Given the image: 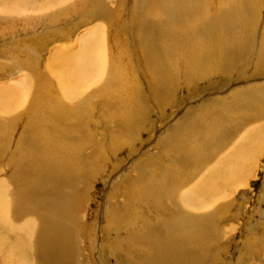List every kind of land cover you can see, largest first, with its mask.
<instances>
[{
    "label": "bare ground",
    "instance_id": "6f19581e",
    "mask_svg": "<svg viewBox=\"0 0 264 264\" xmlns=\"http://www.w3.org/2000/svg\"><path fill=\"white\" fill-rule=\"evenodd\" d=\"M53 1L56 0L47 2ZM72 1L73 4H69L71 0L62 4L63 6L70 5L65 8L66 10H63L64 13L73 6L76 8L74 4L79 0ZM119 1L109 0L112 4ZM154 1L139 0L142 8H139L140 14L137 12L139 15L135 16L140 19L138 23L141 24L140 27L143 30L140 32H143L147 37L142 45L144 63L152 62L150 64L154 67L146 73L149 78L156 80L154 82L156 86L160 83L161 90L158 89V91L162 92L160 93L161 97L165 96L166 98H172L171 89L174 91L176 89L174 87L177 86L174 80L179 77L176 79L174 77H177L176 72L178 71L175 64L178 52L181 49L184 50L190 58L188 65L191 64L190 61H193L185 75L189 76L188 80L195 75L208 77L224 66H229L228 63L232 65L239 53V45L242 43L240 40L244 36L242 32H245L246 35V31L250 30L248 20L252 14L254 16L253 12L256 7V3L253 4L255 0H238L239 8L236 5L234 10L232 6L235 1L225 0L226 3L228 2L226 7L224 4L215 9L217 20H214L208 8L215 2L219 6L224 0H160L156 8H153ZM40 4L39 0H0V17L19 18L20 21L25 22L24 26L28 27L30 15L26 14H30L31 10ZM249 5H254V7ZM25 11H29V13ZM115 12L109 10L105 14L103 13L106 23H101L89 31L88 35L80 40L79 45L81 46L77 51L71 52L65 49L63 44L56 49L50 64L51 71L58 74V82L62 87V92L56 99L52 98L53 90L48 76H39L32 80L28 78V82L23 83L22 86L13 85L0 89V110H8L17 104V107H13L17 109L26 107L25 110L28 108L29 111L31 109L33 111L32 107L35 105L37 107L35 111L40 113L37 117L29 116L30 119L33 118L29 126L32 128L30 129L32 137L29 146L26 147L25 157L21 158L23 164L17 165L21 177L20 182L29 181L32 191L26 193L24 190L18 191L12 181L0 179V264H65V261L69 263L73 259L76 264L83 263L80 249L75 247V242L78 239L74 227V224L77 225V215L72 208V205L76 203L72 195L73 188L65 191L58 190L56 195L46 192L51 184L53 187H57L58 184L59 188L61 183H79L75 177L78 169V163L75 165V150L79 145L74 137L79 134L77 132L83 130L84 121H77L78 117L72 116H76L78 112H85L82 109L83 107L86 109L87 105L85 104L90 101L87 96L90 97L89 93L92 91L89 92L88 87L92 89L96 83L99 84L97 88L104 91L105 99L117 110L110 117L113 115L121 127L124 125L130 128L139 127L147 116L145 105L142 104L143 98L139 84L134 81L137 78L135 76L128 77L130 74V72L127 74L128 65L123 63L121 57L115 60L111 52L112 49L108 45L106 25L114 20L113 13ZM227 19H229V25L235 26L234 29H238L236 31L241 33H237V38L228 36ZM6 23L7 21L4 24ZM6 27L0 26L2 28L0 34L4 35L8 29H11ZM14 29L15 27L12 30ZM226 30L228 31L226 32ZM229 39L232 41L228 43ZM197 42H200V45L195 51L192 48ZM27 48L30 49V46L22 47L26 51L25 55L26 53L28 55L29 52ZM187 52L191 54L188 55ZM192 52L193 54L199 53L194 56ZM29 53L31 54V52ZM30 54L27 57L28 61L26 59L19 61V65L25 70L29 69L27 68L28 64L29 67L34 64L31 61V57L33 58L34 55ZM171 62L174 64L172 67L170 66ZM22 88L25 89L22 90ZM84 97L87 99L82 103L78 102L82 101ZM67 102L69 104L76 102L71 105L76 108L70 109ZM217 102L211 106L212 108H208L207 114H201L198 110L192 117H185L182 122L176 123L167 131L166 139L163 141L164 152L160 154L168 160V163L162 164L163 170H159L158 177L154 175L152 180L150 175L147 176L145 173L142 182L138 184V193L141 191L142 194L150 191L156 192L152 189L154 183L158 186L167 182H171L170 185H176L173 187L176 190H173L172 195L169 194V196L171 195L169 202V198L164 197L165 193L162 195L163 197L159 194L157 198L152 199L153 208L156 210L154 213L159 214L156 227L152 229L147 221L141 222L142 224L139 225L141 233L145 234L142 239H145L146 244L141 242L139 236H135L137 234H133L131 240H128L130 251H127V256L129 255L134 260V255L138 253V250L140 254L144 253L140 258V264H205L198 253L208 250L206 247L203 248V242L216 230L214 227L216 217L212 215L220 200L215 204L212 202L217 201L219 196H229L231 192L228 190L230 189L233 190V193L239 191V186L245 185L247 169L249 170L250 164L257 158V154L264 151V111L263 114L259 113L262 111L261 106L264 105V89H257L248 97L244 95L238 100L235 107ZM111 110L106 111L111 112ZM239 112L255 117L256 126L249 127L250 129L242 140L244 143L239 146L235 144L230 150L224 151V157L219 159L216 157L217 149L224 145V135L232 125L231 118ZM122 120L124 125L121 124ZM3 134L0 130V139L4 136ZM71 149L73 150L71 151ZM180 162L182 168L176 169L175 165ZM204 165L208 167L205 174H200L201 177H195L196 179L188 177L192 175L190 174L191 168L201 169ZM163 175L164 178H167L164 179ZM217 191L223 192L214 196L213 193ZM171 205L173 209L170 208ZM219 210L221 212V209ZM132 211L134 214L136 210L132 209ZM221 213H224L223 210ZM207 214L210 216L203 218ZM202 215L203 217H200ZM147 228L154 231L147 232ZM138 231L140 234V230ZM134 250H137L136 253ZM140 254L138 253L136 256L139 257ZM128 264H133V262Z\"/></svg>",
    "mask_w": 264,
    "mask_h": 264
},
{
    "label": "rangeland",
    "instance_id": "374dc122",
    "mask_svg": "<svg viewBox=\"0 0 264 264\" xmlns=\"http://www.w3.org/2000/svg\"><path fill=\"white\" fill-rule=\"evenodd\" d=\"M47 1L39 0L41 4L33 8L30 14H26L30 15L28 27H25V22L20 21L19 18L0 17V26L4 25V28L6 26H8L6 28H11L4 35L0 34V89L13 85L22 86L23 83L28 82V78L32 80L39 76H48L47 78H49L53 90L52 98L55 97L56 99L62 92V87L58 82V74L50 69L56 49L63 44L65 49L71 52L77 51L81 46L79 45L80 40H83L89 31L101 23H106V21L104 22L105 12L109 10L116 11V14L113 13L114 20L106 25L108 45L112 49L111 52L115 60L121 57L123 63L128 65L126 68L129 70L127 74L130 72L128 77L135 76L137 78L134 81L139 84L143 98L142 104L145 105L147 116L139 127L130 128L125 126L123 120L121 124L124 126L121 127L118 125L119 122L117 124V119L113 118V115L110 117L117 110L105 99L104 91L97 88L99 84L96 83V86H93L92 89L88 87V91L92 90V93H89L90 97L87 96L90 101L86 100L88 102H84L87 106L86 109L83 107L82 110L85 112H78L76 116H72L74 118L78 117L76 118L77 121H84L83 130L77 132L79 134L74 137L79 145L75 150V165L78 163L75 177H77L79 183L65 182V184L61 183L62 185L59 184V188L58 184L57 187H53L51 184L46 193L54 195L57 194L56 191L58 190L65 191L73 188L72 195L76 203L73 204L74 206L72 205V208L77 215V225L74 224V227L78 239L75 242V247L80 249V254L83 257L82 264H128L130 262L140 264V258L143 257L144 253L140 254L139 250H134L135 253L137 251L140 254L139 257L136 256L138 253L135 254L134 260L129 255L127 256V251H130L128 240H131L133 234H137L135 236H139L141 242L144 245L146 244L145 239H142L145 234L141 233L142 230L139 225L147 221L149 227L152 226V229L156 227L159 214L154 213L156 210L153 208L152 199L157 198L159 194L162 196L164 193V197L168 199L174 192L173 190H176L173 188L176 185H170L171 182L159 184L160 186L154 183L152 189L156 192L150 191L149 193L146 192L147 194H142L141 191L138 193L137 190L138 184L142 182L145 173L147 176L150 175L151 179L154 175L158 177L160 175L159 170H163L161 167L168 163V160L160 154L164 152L163 141L166 139L167 131L176 123L182 122L185 117H192L198 110L201 114H207L208 108H212L211 106L215 105L216 101L235 107L238 100L244 95L248 97L257 89H264V0L253 2V4L256 3V7L253 12L254 16L252 14L248 20L250 30L246 31V35L245 32H242L244 36L240 40V42L242 41L240 47L238 46L239 53H237L232 65L226 63L229 66H224L216 71L217 73L214 72L205 78L195 75L188 80L189 76L185 75H187V69L191 67L193 61H190L191 64L188 65L190 58L184 50L181 49L182 51L178 52L177 58H175L178 71L176 72L177 77L175 76L174 79L179 78L174 80L177 86L174 87L176 88L174 91L171 89L172 98L161 97L160 83L156 86V83H154L156 80L149 78L146 73L154 67L150 64L152 62L144 63L142 45H144L147 37L143 32H140L143 31L140 27L141 24L138 23L140 19L135 16L141 12L142 7H140L139 0H120L118 3L115 2L116 4L110 3L109 0H79L74 4L78 8L76 9L73 6L71 9H67L66 13L63 10H66L65 8L70 5L63 6L62 4L67 0H56L51 3ZM226 1L224 0L219 6L215 4V1H213L215 3H209L211 7L208 9L214 20H217L215 9L224 4L226 7L228 3ZM234 1L235 4L232 8L235 10L234 6L237 5L239 8L240 3H238V0ZM72 2L71 0L69 4H73ZM154 2L153 8H156L160 0ZM230 4L232 5V3ZM249 6L254 7V5ZM102 10H104V14ZM25 12L29 13V11ZM229 19H227L228 24L226 25L229 32H227L228 30L226 32L229 37L237 38L239 32L236 30L238 29H234L235 26L229 25ZM6 21L7 23L4 24ZM14 27L15 29L12 30ZM0 30L2 31V28ZM229 40L228 43L232 41ZM24 45L30 46L31 50L28 48L27 50L31 54L28 52V55H34L33 58L31 57L34 66L30 65L29 67L28 64V70L19 65V61L29 60L27 59V53L25 55L26 51L22 49ZM199 45L200 42H197L192 49H197ZM198 53L193 54L192 52L194 56ZM187 54L191 53L187 52ZM171 63L170 66L172 67L174 64ZM180 64L182 65L180 66ZM158 89L160 90L158 91ZM22 90L20 91L22 92ZM87 98L84 97L82 101L78 102L82 103ZM64 104L65 101L63 106ZM67 104L70 109L76 108V106H71L72 104H69V102ZM13 106L8 110H0V130L4 133V136L0 139V179L12 181L18 191L24 190L26 193L32 191L31 186H29L30 182H23L22 180L20 182L21 177L17 165L23 164L21 158L25 157L26 147L29 146L32 137V133H30L32 128H29V126L33 118L30 119L29 116L35 115L37 117L40 113L35 111V108H37L35 105L32 107L34 108L33 111L32 109L29 111L28 108L25 110L26 107L17 109ZM261 109L262 111L259 113L263 114L264 105L261 106ZM106 110H111V112ZM240 113H236L232 118L230 117L232 125L229 127V131L226 130L224 145L222 148L217 149L216 157L219 159L224 157V151L230 150L235 144L239 146L244 143L242 140L248 129H250L249 127L256 126L257 120L255 117L251 114L241 113L240 115ZM262 151L260 152L261 155L260 153L257 154V158L250 164L249 170L247 169L248 175L245 178V185H242L243 188L239 186L240 189L238 188L239 191H235L236 193H233V190L230 189L228 190L231 192L229 196H219L218 200L216 199L217 201L212 202L215 204L220 200L215 213L212 215L216 217L214 226L216 230L203 242V248L206 247L208 250L204 249L207 252L198 253L205 264H264V151ZM175 168H182V163L176 164ZM207 169L208 167L205 165L201 169L193 167L190 170V174L193 176L189 175L188 177L199 178L206 173ZM154 181L156 180L154 179ZM222 192L217 191L213 195L217 196ZM169 194L171 195L169 196ZM142 197L144 198L142 199ZM170 199H168V202ZM78 200L79 203H77ZM134 204H137V207ZM170 208L173 209V206L171 205ZM132 209L136 210L134 214ZM219 209H221V212L223 210L224 213H221ZM209 216L207 214L200 217L208 218ZM151 228L147 232H153L154 230ZM138 230H140V234ZM65 264H76V262L73 259L69 263L65 261Z\"/></svg>",
    "mask_w": 264,
    "mask_h": 264
}]
</instances>
